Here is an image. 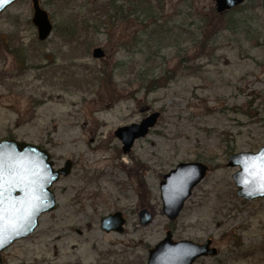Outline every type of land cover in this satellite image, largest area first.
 Wrapping results in <instances>:
<instances>
[{"label": "rangeland", "instance_id": "obj_1", "mask_svg": "<svg viewBox=\"0 0 264 264\" xmlns=\"http://www.w3.org/2000/svg\"><path fill=\"white\" fill-rule=\"evenodd\" d=\"M129 1L40 0L54 27L46 41L33 0L0 16V141L44 147L55 169L72 162L53 185L57 208L3 263L146 264L171 231L175 241L212 239L218 254L196 264H264V199L240 197V168L228 166L264 147V0H245L232 16L215 0H152V21ZM113 2L130 14H115ZM146 74L168 79L147 92ZM155 112L157 125L125 155L116 130ZM182 162L210 171L170 221L160 183ZM116 212L124 232L106 233L101 220Z\"/></svg>", "mask_w": 264, "mask_h": 264}, {"label": "water", "instance_id": "obj_2", "mask_svg": "<svg viewBox=\"0 0 264 264\" xmlns=\"http://www.w3.org/2000/svg\"><path fill=\"white\" fill-rule=\"evenodd\" d=\"M20 0H0V16ZM245 0H215L218 14H225L240 7ZM33 24L38 38L46 41L53 33L50 16L39 0H33ZM95 59H103L102 48L92 53ZM160 113L155 112L141 123L120 127L116 136L123 143L124 153H129L136 140L145 138L157 125ZM229 167H239L234 175L238 195L246 200L264 199V147L257 153L241 152L229 158ZM210 168L201 162H182L171 170L160 183L163 212L170 221L179 218L193 190L206 178ZM72 171L68 160L64 167L55 169L48 151L39 146L16 139L0 141V264L2 253L16 241L32 235L42 215L57 208V198L51 190L61 177ZM140 223L146 226L152 222L151 213L144 209L139 214ZM126 219L121 212L104 217L101 229L106 233L124 232ZM169 231L165 239L149 252L148 264H194L203 256H216L217 248H211L212 241L197 244L182 240L174 242Z\"/></svg>", "mask_w": 264, "mask_h": 264}, {"label": "trees", "instance_id": "obj_3", "mask_svg": "<svg viewBox=\"0 0 264 264\" xmlns=\"http://www.w3.org/2000/svg\"><path fill=\"white\" fill-rule=\"evenodd\" d=\"M158 2V1H157ZM138 4V7L140 8L141 13L142 15H144L145 17H148V19H151V21L153 20V18L151 17V15H153V11L154 9L152 10L151 9V5H152V0H138V3L137 1L135 2V5ZM113 3L110 4V9L112 7ZM158 5L159 7H161L160 5V2H158ZM137 6V5H136ZM114 7H112V10H113ZM162 8V7H161ZM241 8V7H240ZM239 9V8H238ZM122 16L126 15L125 13L121 14ZM227 16H232V12H228L226 14ZM94 28V27H93ZM231 28V27H230ZM234 30H237L236 28H232ZM71 36V35H69ZM157 79V80H156ZM164 80H167L168 77L164 76V75H161V76H156L155 74H152V75H149V74H146L145 77L141 78L139 80V82L141 83V85L143 86V88L145 90H147V92H153L157 89H159L161 87V83L160 84H157V82H162Z\"/></svg>", "mask_w": 264, "mask_h": 264}, {"label": "flooded vegetation", "instance_id": "obj_4", "mask_svg": "<svg viewBox=\"0 0 264 264\" xmlns=\"http://www.w3.org/2000/svg\"><path fill=\"white\" fill-rule=\"evenodd\" d=\"M40 1V0H39ZM116 1V0H115ZM127 1H129V0H123V2H127ZM130 2V1H129ZM40 5H41V2H40ZM113 5H114V8H113V10L115 11V14H117L118 16L120 15V13H122L123 12V10H126L127 12H128V14H130L129 12H130V7H127V5H122L121 6V8H119L118 6H116V8H115V5H117L116 3H114L113 2ZM41 7H42V5H41ZM123 9V10H122ZM217 11V10H216ZM123 14H124V12H123ZM126 14V13H125ZM222 15H226V13L225 14H222ZM53 30H54V27H53ZM106 54V53H105ZM152 114V113H151ZM149 115H146V116H144V118H143V120L146 118V117H148ZM142 120V121H143ZM141 121V122H142ZM117 131V130H116ZM115 135H116V133H115ZM4 140V139H3ZM137 141V140H136ZM135 141V142H136ZM20 142H25V141H20ZM122 142V141H121ZM28 143V142H27ZM30 144H32V143H30ZM123 144V143H122ZM34 145H36V144H34ZM37 146H39L42 150H46L44 147H42V146H40V145H37ZM133 148V147H132ZM122 150H123V147H122ZM47 151V150H46ZM131 151H132V149H131ZM130 151V152H131ZM49 152V151H48ZM129 152V153H130ZM123 153H124V151H123ZM125 155L126 154H128V153H124ZM51 160H52V158H51ZM210 171V170H209ZM209 173V172H208ZM51 190L53 191V186H52V188H51ZM54 192V191H53ZM55 194V193H54ZM124 216V215H123ZM125 218V217H124ZM126 219V218H125ZM140 219V218H139ZM102 221V220H101ZM176 221V220H175ZM126 225V224H125ZM125 225H124V229H125ZM169 232V231H168ZM167 232V233H168ZM111 233H117V234H120V233H118V232H111ZM167 233H166V235H167ZM172 235H173V232H172ZM172 239H173V241L174 242H179V241H175L174 240V238L172 237ZM164 240V239H163ZM162 240V241H163ZM162 241H160V242H162ZM208 241H212V239H208L206 242H204V243H197V244H205V243H207ZM159 242V243H160ZM158 243V244H159ZM196 243V242H195ZM157 244V245H158ZM212 244H213V241H212ZM212 244H211V248H213V246H212ZM156 246V245H155ZM151 250V249H150ZM150 250H149V252H150ZM210 257H212V256H203V257H200V258H198V259H196V261L194 262V264H196V262L198 261V260H201V259H203V258H210ZM148 259H149V256H148ZM146 264H148V261H147V263Z\"/></svg>", "mask_w": 264, "mask_h": 264}]
</instances>
